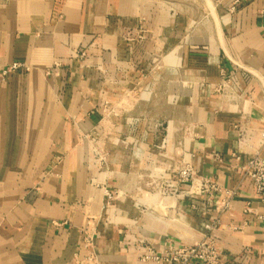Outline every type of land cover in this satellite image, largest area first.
Listing matches in <instances>:
<instances>
[{"label":"crops","instance_id":"crops-1","mask_svg":"<svg viewBox=\"0 0 264 264\" xmlns=\"http://www.w3.org/2000/svg\"><path fill=\"white\" fill-rule=\"evenodd\" d=\"M211 1L198 21L197 0H0V71L28 67L0 74V264H80L85 232L99 264H165L142 256L216 213L160 194L187 162L236 190L213 232L226 264H264L243 171L264 155V0Z\"/></svg>","mask_w":264,"mask_h":264},{"label":"built area","instance_id":"built-area-1","mask_svg":"<svg viewBox=\"0 0 264 264\" xmlns=\"http://www.w3.org/2000/svg\"><path fill=\"white\" fill-rule=\"evenodd\" d=\"M237 0L231 5V9L235 8ZM83 55V52H81ZM55 66L59 62H55ZM21 67L28 68L22 61L14 60L0 71L2 76L8 72L17 70ZM100 162L106 161L104 154L99 155ZM244 174L249 177L254 185L256 194L264 199V155L256 152L250 156L243 166ZM186 185V188H183ZM160 194L163 199H167V203H172L173 199L184 195H199L205 198L208 206L212 202L216 203V213L212 219L205 224V235L193 243H180L165 253H152L144 255L142 258H150L156 263L165 264H226L223 251L217 246L214 230L219 224V218L222 211L230 207L232 198L236 194L235 189L222 186L214 177L209 175L198 174L190 163H184L176 173L175 179H165L159 187ZM108 199H111V193L106 192ZM218 195L217 199H212ZM83 245L85 248V257L80 264H99L97 252L94 247V236L88 232L84 233Z\"/></svg>","mask_w":264,"mask_h":264},{"label":"rangeland","instance_id":"rangeland-1","mask_svg":"<svg viewBox=\"0 0 264 264\" xmlns=\"http://www.w3.org/2000/svg\"><path fill=\"white\" fill-rule=\"evenodd\" d=\"M197 2H198V6L201 4L202 6H201V8L200 9H198L197 10V12H198V14H197V20L198 21H200L201 20V15H208L209 14V11L210 10H208V9H205V7H206V4H207V6L208 7H211V0H197ZM80 55H82V53L81 52H83V55H84V53H85V51L84 50H78L77 51ZM88 145H89V147L91 148L92 147V145H93V138H92V136H90V137H88Z\"/></svg>","mask_w":264,"mask_h":264},{"label":"bare ground","instance_id":"bare-ground-1","mask_svg":"<svg viewBox=\"0 0 264 264\" xmlns=\"http://www.w3.org/2000/svg\"><path fill=\"white\" fill-rule=\"evenodd\" d=\"M213 6V5H212Z\"/></svg>","mask_w":264,"mask_h":264}]
</instances>
